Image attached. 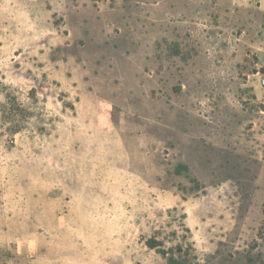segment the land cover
<instances>
[{"label": "rangeland", "instance_id": "obj_1", "mask_svg": "<svg viewBox=\"0 0 264 264\" xmlns=\"http://www.w3.org/2000/svg\"><path fill=\"white\" fill-rule=\"evenodd\" d=\"M262 78L264 0H0V260L264 264Z\"/></svg>", "mask_w": 264, "mask_h": 264}, {"label": "crops", "instance_id": "obj_2", "mask_svg": "<svg viewBox=\"0 0 264 264\" xmlns=\"http://www.w3.org/2000/svg\"><path fill=\"white\" fill-rule=\"evenodd\" d=\"M72 18V15H68V18L66 15H63V23L68 28V32L66 34L67 38L69 39V42L71 44H76L78 42L77 37L74 35V24H78V26L87 24V21L83 18V20L74 21ZM123 25L126 27L127 23L123 22ZM120 33L117 35L116 39L118 42L122 43L124 46L120 47L121 50L116 51V55L118 56V59L120 61H126L128 65L131 67L133 66H141L143 65L144 61L146 60V54L153 48H150L154 43L155 39L154 37H150L149 34L147 36L139 35L138 33L135 34L134 31L130 32L127 28L126 29H120ZM109 29L105 31V33L99 32L97 33L98 42L103 43L108 41L109 39ZM83 38L85 39V43H88L92 40L91 35L89 36L85 31L82 33ZM125 38V39H124ZM141 61L142 63H139ZM17 258L19 260H25L26 256L28 255L24 251H18L16 254ZM0 264H4L3 261L0 260ZM26 264V263H25Z\"/></svg>", "mask_w": 264, "mask_h": 264}, {"label": "trees", "instance_id": "obj_3", "mask_svg": "<svg viewBox=\"0 0 264 264\" xmlns=\"http://www.w3.org/2000/svg\"><path fill=\"white\" fill-rule=\"evenodd\" d=\"M145 244L150 249H155L157 252H160L166 258V264H190V262L196 259L193 245L190 242L184 249L180 244L164 249L161 248V241L151 236L145 241Z\"/></svg>", "mask_w": 264, "mask_h": 264}, {"label": "built area", "instance_id": "obj_4", "mask_svg": "<svg viewBox=\"0 0 264 264\" xmlns=\"http://www.w3.org/2000/svg\"><path fill=\"white\" fill-rule=\"evenodd\" d=\"M260 83H261L262 85H264V78H262V79L260 80Z\"/></svg>", "mask_w": 264, "mask_h": 264}]
</instances>
